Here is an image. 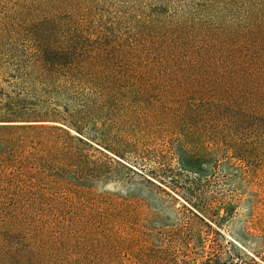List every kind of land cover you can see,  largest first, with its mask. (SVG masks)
I'll list each match as a JSON object with an SVG mask.
<instances>
[{"label":"trees","instance_id":"trees-1","mask_svg":"<svg viewBox=\"0 0 264 264\" xmlns=\"http://www.w3.org/2000/svg\"><path fill=\"white\" fill-rule=\"evenodd\" d=\"M66 126L136 155L161 142L175 168L136 162L170 182L253 162L264 0H0V264L118 260L120 209L90 200V162L68 144L84 142Z\"/></svg>","mask_w":264,"mask_h":264},{"label":"rangeland","instance_id":"rangeland-1","mask_svg":"<svg viewBox=\"0 0 264 264\" xmlns=\"http://www.w3.org/2000/svg\"><path fill=\"white\" fill-rule=\"evenodd\" d=\"M64 128L86 143L74 140L75 148L68 142L72 155L90 162V200L107 209L111 200L120 209L111 216L118 260L108 264H264V155L252 164L231 158L215 171L203 164L193 176L182 173L190 179L170 182L156 164L136 162L167 155L165 163L175 168L161 142L136 155L123 141H97L87 131ZM104 237L108 246L111 238Z\"/></svg>","mask_w":264,"mask_h":264}]
</instances>
